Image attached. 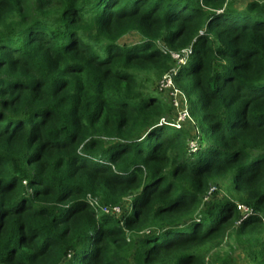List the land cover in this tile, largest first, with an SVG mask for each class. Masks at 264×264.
<instances>
[{"label": "trees", "instance_id": "16d2710c", "mask_svg": "<svg viewBox=\"0 0 264 264\" xmlns=\"http://www.w3.org/2000/svg\"><path fill=\"white\" fill-rule=\"evenodd\" d=\"M229 237L264 264V0H0V264H236Z\"/></svg>", "mask_w": 264, "mask_h": 264}, {"label": "built area", "instance_id": "2783aa9c", "mask_svg": "<svg viewBox=\"0 0 264 264\" xmlns=\"http://www.w3.org/2000/svg\"><path fill=\"white\" fill-rule=\"evenodd\" d=\"M192 53V47H187L185 49H183L181 52H173L172 56L173 58L176 60V65L175 67L169 71L168 73H166L162 80L160 81V90L161 91H166L171 95L172 98V102L175 106V108L177 109V115L176 118L174 120L171 121V123L173 125H175L176 127H181L183 125V123H185L187 120L191 119V114L189 111V105H188V101L186 98V95L183 91H181L175 84L174 82V76L175 74H177L179 67L182 64H185L188 61V58L190 56V54ZM180 99V101L178 99ZM168 119L163 117L162 118V122H167ZM169 122V121H168ZM193 145H195V143H193ZM216 189L215 186H213L210 190V194ZM92 204L97 208V207H101L102 210L104 212L110 213H120L121 212V207L120 206H102L100 205V203L97 200H93ZM98 209V208H97ZM238 209L242 212L243 214V219L249 217L250 215H252L254 213L253 208H251L248 205L239 203L238 204ZM241 222V221H240Z\"/></svg>", "mask_w": 264, "mask_h": 264}, {"label": "rangeland", "instance_id": "374dc122", "mask_svg": "<svg viewBox=\"0 0 264 264\" xmlns=\"http://www.w3.org/2000/svg\"><path fill=\"white\" fill-rule=\"evenodd\" d=\"M245 3H246V0H237L238 5L244 6ZM140 39H141V37L137 33H130L127 36H125L123 39H121V43L132 44L134 42L139 41ZM157 95L163 102H165V101L169 102V100H170V102L172 101L171 95L168 92L165 93L164 91L163 92L159 91L157 93ZM193 97H194V99L196 98L195 95ZM178 100L180 101V99H178ZM176 111H177V109H176ZM174 113H175V109H174ZM215 185L218 186V187H216V189L218 188L217 194H216L217 198H220L222 200V199L231 197L230 189H229V186H230V179L229 178L221 180L218 184H215ZM232 246H235L234 251L232 250L233 251L232 255L235 257L236 264H249L247 261V258L245 256L246 252L243 250L242 247H240L238 245V243L235 241L234 237H229L226 240V242L221 247V252L230 251Z\"/></svg>", "mask_w": 264, "mask_h": 264}]
</instances>
